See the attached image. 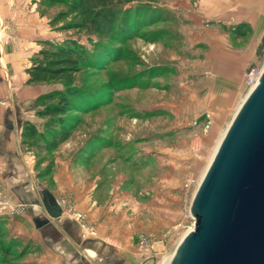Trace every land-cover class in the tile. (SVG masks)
<instances>
[{
    "label": "rangeland",
    "instance_id": "374dc122",
    "mask_svg": "<svg viewBox=\"0 0 264 264\" xmlns=\"http://www.w3.org/2000/svg\"><path fill=\"white\" fill-rule=\"evenodd\" d=\"M35 1L39 3V10L46 12L44 15L50 19L51 29L55 31V38L50 41L62 43L74 38L93 52L94 60L102 66H84L77 73L76 81L83 87L101 91L102 97L108 100L97 109L79 114L81 120L72 136L54 151L39 154L27 150L36 178L55 189V176L59 175L71 180L74 187L86 194H90L97 183V197L106 199L102 204H106V209L112 213L116 208L113 197L117 192L128 197L124 205L130 213H133L129 209L130 204L137 201L133 198H138L143 213L135 219L141 230L132 238L133 251L143 264H169L191 226L186 213L192 198L185 190L184 182L189 176L196 181L204 177L230 122L249 92L246 84L229 99L228 105L216 106L213 103V96L205 83L207 78L215 75L204 72L202 67L205 64L204 53L209 46L201 41V37L208 33L203 34L202 28L195 27V21L188 16L190 11H194L197 0H133L126 5L127 10L133 13L140 7L141 17L146 22L137 32L129 29L123 44L114 40L107 42L110 50H114L109 54L107 51V55L106 47L95 44L98 41L95 35L62 29L63 22L71 17L57 24L51 23L53 17L66 9L64 5L46 8L45 0ZM41 2L44 6H40ZM203 20V25H207L206 19ZM233 29L231 26L227 32L233 45L245 44L249 37L239 36ZM157 30L163 32L157 34ZM256 62H264V55ZM41 85L47 86L48 92L64 88L61 82ZM32 108L37 114V109ZM147 112L152 114L146 115ZM139 113L141 117H136ZM41 120L39 128L42 129L46 121ZM97 133L109 135L114 140L130 141L140 152L135 156L139 161L148 155L152 160L145 161V164L140 161L138 165L146 166L142 172H136L135 168L127 166L131 164L113 163L117 152L112 147L100 152L99 159L91 162L87 159L89 142ZM109 161L114 165L111 170L103 165ZM124 173L137 182L126 180L123 187H119ZM96 175L99 177L98 180L96 177L97 181ZM160 182H167V190L163 186L150 188ZM0 186L6 189L5 198L0 197L1 201L10 205L0 204V221H5L0 240V264H41L42 251L28 243L15 225L20 221L18 217L27 211V204L14 201L7 183L0 182ZM146 188L150 194L143 197L140 191ZM160 192L165 193L163 198H160ZM65 194L62 216L75 220L73 211L83 213L88 230L97 232L94 236L89 231V239L97 237L98 226L89 218L92 203L89 207L88 203L82 202L80 207L73 199V191ZM19 204L22 205L19 207L21 211L16 210ZM10 239L17 241V246L10 247L6 253ZM81 239L84 240L82 228ZM31 251L39 258L32 260Z\"/></svg>",
    "mask_w": 264,
    "mask_h": 264
},
{
    "label": "crops",
    "instance_id": "0c3cea01",
    "mask_svg": "<svg viewBox=\"0 0 264 264\" xmlns=\"http://www.w3.org/2000/svg\"><path fill=\"white\" fill-rule=\"evenodd\" d=\"M197 1L193 12L187 8L190 11L188 16L195 21V27L202 28L203 34L208 33L201 37V41L209 46L204 53L205 64L202 67L204 72L215 75L207 78L205 86L213 96V103L225 106L244 86L247 67L258 59L257 48L264 36V0ZM203 19H206L207 25H203ZM237 25H244L245 37H249L245 44L238 47L233 45L227 33L231 26ZM55 35L50 19L39 10V3L35 0H0V182L10 186L14 201L26 203L28 207L18 217L20 221L15 223L16 229L24 234L28 243L42 251L41 264H143L133 251L132 241L134 234L141 230L135 220L143 213L138 198H133L136 203L130 200V203L133 202L129 207L133 213H130L124 205L128 197L117 192L113 197L116 208L112 213L106 209V204H102L106 203V199L97 197V183L93 191L86 194L74 187L71 180L57 175L56 188L53 189L38 181L30 153L22 145L24 123L30 121L38 127L42 123L32 103L49 91L47 86L28 84L27 70L44 43L53 40ZM101 135L112 138L104 133ZM92 139L89 142L91 162L99 159L100 152L113 147L101 144L99 139ZM120 142L124 145L130 143ZM129 150L127 147L123 152L128 153ZM137 153H140L139 150H136L134 160L139 158L135 157ZM147 158L151 160L152 156ZM117 161L130 164L121 156L113 163L117 164ZM103 165L107 170L114 166L110 161ZM127 166L142 172L146 165ZM96 177L98 180L99 177L96 175L95 180ZM126 180L137 182L124 173L119 187H123ZM162 186L166 188L169 185L160 182L150 188ZM47 190L55 196L62 209L65 193L70 191L75 193L73 199L80 207L82 202L92 203L91 207L89 204V218L97 224L98 236L82 240L78 221L66 216L52 218L43 206ZM147 194H150L147 188L140 191L143 197ZM30 255L32 260L39 258L33 251Z\"/></svg>",
    "mask_w": 264,
    "mask_h": 264
},
{
    "label": "water",
    "instance_id": "95a60500",
    "mask_svg": "<svg viewBox=\"0 0 264 264\" xmlns=\"http://www.w3.org/2000/svg\"><path fill=\"white\" fill-rule=\"evenodd\" d=\"M52 218L63 209L47 191ZM196 218L170 264H264V70L248 92L193 197Z\"/></svg>",
    "mask_w": 264,
    "mask_h": 264
},
{
    "label": "trees",
    "instance_id": "16d2710c",
    "mask_svg": "<svg viewBox=\"0 0 264 264\" xmlns=\"http://www.w3.org/2000/svg\"><path fill=\"white\" fill-rule=\"evenodd\" d=\"M132 1L45 0V7L49 8L56 4L64 5L66 9L53 17L51 23L57 24L71 17L69 21L63 22V30H76L90 36L95 35L98 38L95 44L102 48L106 47L105 54L107 51L109 54L114 50H110L107 42L114 40L123 44L128 38L129 29L133 28L137 32L146 22L144 17H141L140 7L133 13L127 10L126 5ZM40 6H44V2H41ZM42 13L46 12L42 10ZM157 19L159 20L160 17L158 16ZM244 27V25H237L233 32L239 36H246ZM161 32L163 31L157 30V34ZM105 42L106 44L103 45ZM257 55L259 58L264 55V36L258 45ZM88 65L102 66L94 60L93 52L84 43L74 38L62 43L46 41L43 48L34 56L32 66L27 70V83L61 82L64 88L44 93L32 103V106L37 109V116L45 119L46 122L42 129L30 121L24 123L22 145L25 149L34 150L39 154L54 151L72 136L81 120L79 114L107 104L108 100L102 97L101 91L88 89L76 81L77 73ZM151 114V112L146 113V115ZM136 117H141V113ZM93 139H99L103 145L109 144L115 147L117 156L114 159L124 157L131 165H138L140 161L145 164L152 160L144 159V157L140 158V161L139 159L134 160L136 150L131 142L124 145L119 140L106 138L99 133ZM127 147L130 148L129 152H123ZM87 159H90V155ZM4 224L5 221H0V240L3 237ZM16 242L10 239L5 252L9 253L10 247L17 246Z\"/></svg>",
    "mask_w": 264,
    "mask_h": 264
},
{
    "label": "built area",
    "instance_id": "2783aa9c",
    "mask_svg": "<svg viewBox=\"0 0 264 264\" xmlns=\"http://www.w3.org/2000/svg\"><path fill=\"white\" fill-rule=\"evenodd\" d=\"M264 70V62L260 63V62H255L254 64H252L248 70L245 73V84L246 87L248 88V91H251L256 84L259 82L260 77L262 75V72ZM200 181H196L194 180L191 176L187 177V179L184 182V188L185 190L191 195V198L193 200V197L195 195V192L199 186ZM6 189L2 186H0V197L1 199L5 198V191ZM0 199V204H4L7 206H10L9 203L7 201H5L4 203L1 201ZM191 200V203H192ZM21 204V203H20ZM18 205L16 210H19V207L21 208L22 205ZM25 205H23L24 207ZM14 210V209H13ZM15 210V211H16ZM22 209H20L19 211H21ZM73 217L75 218L76 221H78L81 225L82 228V238L84 240L89 239V233L91 232V234H93L94 236L96 235V230L94 229H90L88 230V225L86 223V217L83 213L78 212V211H73ZM186 220L190 223V229H193L196 223V218L193 216L192 211H191V206L190 208L187 210L186 213ZM87 229L88 231L86 232L85 230ZM90 231V232H89ZM152 258V257H151Z\"/></svg>",
    "mask_w": 264,
    "mask_h": 264
},
{
    "label": "bare ground",
    "instance_id": "6f19581e",
    "mask_svg": "<svg viewBox=\"0 0 264 264\" xmlns=\"http://www.w3.org/2000/svg\"><path fill=\"white\" fill-rule=\"evenodd\" d=\"M213 156H214V155H213ZM212 159H213V157H212ZM211 161H212V160H211ZM210 163H211V162H210ZM209 165H210V164H209ZM207 170H208V169H207ZM206 172H207V171H206ZM205 174H206V173H205ZM172 259H173V258H172ZM171 261H172V260H171ZM171 261H170V263H171ZM170 263H169V264H170Z\"/></svg>",
    "mask_w": 264,
    "mask_h": 264
}]
</instances>
